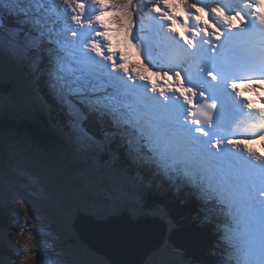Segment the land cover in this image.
Masks as SVG:
<instances>
[{
	"label": "snow or ice",
	"instance_id": "1",
	"mask_svg": "<svg viewBox=\"0 0 264 264\" xmlns=\"http://www.w3.org/2000/svg\"><path fill=\"white\" fill-rule=\"evenodd\" d=\"M145 17L150 44L137 35ZM238 40L251 45L243 54ZM0 53L46 78L51 102L67 109L64 134L86 189L103 187L138 218L172 231L157 195L167 185L194 202L196 218L210 227L216 264H264V155L233 130L245 112L264 129V107L239 87L251 79L254 91L256 78L264 79V0H0ZM5 103L24 100L0 97ZM27 152L26 142L0 134V196L22 205L17 179L38 184L20 166ZM28 226L36 264H89L71 236L46 244L34 220ZM158 255L159 264H208L167 242Z\"/></svg>",
	"mask_w": 264,
	"mask_h": 264
},
{
	"label": "rangeland",
	"instance_id": "2",
	"mask_svg": "<svg viewBox=\"0 0 264 264\" xmlns=\"http://www.w3.org/2000/svg\"><path fill=\"white\" fill-rule=\"evenodd\" d=\"M143 29V31L137 29V35L141 39L152 41L151 21L147 17L143 19ZM156 54H160L158 49ZM133 61L135 63L139 62L134 59ZM21 67L23 70L27 69L26 66L11 56L0 53V97L6 98L7 101L16 100L17 98L24 100L23 105L5 103L3 107H0V118H7V116L21 118L27 113L32 115L39 109L38 104L34 102L35 94L31 91L34 78L29 82V86H22L18 83L17 76H19ZM7 72L10 76L9 79L13 80L12 90L1 87L3 80L7 77ZM59 108L63 110L62 107ZM0 134L5 136L12 135L26 142L28 152L20 159V166L30 171L33 176L39 177L37 179L38 184L30 183L26 178L20 177L17 179L18 182L13 185V191L25 198L27 201L26 205H22L18 198L12 199L10 194L0 196V205L9 212V220L12 226L10 228L11 232L8 233L7 237L10 241L8 246L13 250L12 254L8 256L0 249V260L4 261V264H9V261L11 264H36V257L28 251V249L33 247L31 242L33 231L28 225L32 224L34 220L35 232L40 234L42 242L47 244V242L52 241L53 237L63 242L71 236L75 249L88 253L89 264H111L105 257L93 254L77 238L75 232L69 230L65 224L72 221L84 199H99L102 200L104 205L111 207L110 198L102 197L104 194L110 195L107 189L102 187L89 190L84 187V178L80 175L82 171L81 161L73 153L71 144L68 143L66 137L61 135L62 143L56 145L47 144V148H45L36 139L15 130H1ZM3 166H6L5 161L0 160V167ZM61 172L67 173V176L62 180H57L56 177ZM45 191L49 194L57 193L59 200L57 198H46L43 194ZM110 197L113 198L111 195ZM115 200L116 202H113L112 207L116 204V208L119 210L130 206L124 200L118 198H115ZM94 204L97 205L96 203ZM69 208L71 211H69ZM111 211L112 209L104 208L100 205L98 213L103 214ZM42 217L46 219L42 220ZM25 221L28 223L26 224ZM44 222H47V224L43 226L42 223L44 224ZM18 229H23V231H17ZM2 231L3 229L0 230V242L3 237H1ZM17 248L19 249L18 256L13 254ZM159 248L154 252H157ZM20 254L22 257H20ZM159 262L160 258L157 256L152 264H159Z\"/></svg>",
	"mask_w": 264,
	"mask_h": 264
},
{
	"label": "bare ground",
	"instance_id": "3",
	"mask_svg": "<svg viewBox=\"0 0 264 264\" xmlns=\"http://www.w3.org/2000/svg\"><path fill=\"white\" fill-rule=\"evenodd\" d=\"M159 56L163 57L165 55H167L166 52L162 51L161 49L159 50ZM3 59V58H1ZM135 60V58H133ZM139 64V62L137 63ZM11 69V68H10ZM9 79L10 76L8 75V72H7V77L6 79ZM18 78V83L22 86H29V82L31 80H33L34 77L30 76L29 75V72H28V69H25L23 70V68L21 67L20 70H19V76H17ZM4 79V80H6ZM11 82L13 80L9 79ZM17 83V82H16ZM3 86H5V82H2L1 84V87L4 88ZM31 91L32 93L35 94V100L34 102L36 104H38L39 106V109L37 112L33 113L31 115V117L33 116L34 119L38 120V117L40 116H43L44 114H47L48 112L46 111L45 109V106H50L52 104L51 102V98H50V94H49V87L46 83V78H34V82H33V85L31 86ZM250 99V101H252L253 103H256L257 105V108H260V107H263L264 105L261 104V100L257 99L256 97H251V95H247ZM263 102V101H262ZM57 110H58V113L60 114H56L54 116H56L58 118V120H60L62 122V125H60V129H55L54 127L52 128V123L49 121H47V117H44L46 119V121L44 120L43 122H46L47 124L43 127V130H47V128L49 129V134L48 135H52V131L53 129L55 130V135L56 137L59 139V141L56 143H62V139H61V135H64V125L66 123V120H67V117H63V114L67 113V109L60 106V105H57ZM59 107H62L63 110H61ZM28 114V113H27ZM26 115V114H25ZM25 115H23L22 117H24ZM255 115V114H253ZM67 116V115H66ZM8 117V116H7ZM21 117V118H22ZM2 118V117H1ZM3 118H6V117H3ZM18 118V117H16ZM19 119V118H18ZM43 120V119H42ZM58 120H56V122H58ZM55 122V124H56ZM257 123V121H254L248 114L247 112L243 113V114H240L238 115L234 122H233V130L238 132V133H243L245 134L243 136V140H244V144H246L249 148H252L254 149L255 151H257L260 155H264V129H260L258 127H252L253 124ZM11 130V129H10ZM62 133V134H61ZM252 137H255V138H252ZM49 144H52V145H55L53 142L49 143ZM72 147V146H71ZM34 177H36L37 179H39L38 176L34 175ZM18 182V180L16 181V183ZM15 183V184H16ZM45 189V188H44ZM43 189V190H44ZM174 192L171 191L170 189H168L166 191L165 196L166 195H172ZM109 197L110 198V201H111V207L110 206H106L103 204L102 200H99V199H84L82 200V203H81V206H80V209L76 211V215L73 216L72 218V221L70 222H66L65 224L67 225L68 229L69 230H73L77 236V238L82 242L84 243L92 252L93 254L95 253L96 255H99V256H103L105 257L108 261L109 259L103 255V250L100 246V243L101 241H99V236H98V233L96 232L99 231V232H103L104 230L103 229H99L98 227L99 226H102V227H106L108 226L107 223H105L106 221H104V219H108L109 217H118L124 213H127L128 216L134 221V220H137L138 217L135 216L133 213L130 214L129 212H132L131 211V206H128L126 209H123V210H119L117 209L116 207V204L114 207H112V204L113 202H116L115 198H111L109 194H104L102 197ZM1 199V198H0ZM58 199V198H57ZM59 200V199H58ZM94 201V202H93ZM100 204L101 207H104V208H110L112 209L111 212H105L103 214H100L98 213V210L100 207H97L95 206V204ZM126 203V202H125ZM195 204V203H194ZM87 206V207H86ZM74 211V210H73ZM0 213L2 214V216L4 217L5 219V224L2 223V225H0V230L3 229V231L1 232V237L4 238L2 239L1 238V242H0V249L3 251V253L7 254L8 256L12 254L13 250L8 246L10 243V241L8 240V233L11 232V223H10V220H9V212L8 210L4 209L1 205H0ZM110 214H114L115 216H111ZM88 216V220L90 222V220H92V223H94V225L92 226L93 228H95L94 230H92L90 232V237L91 238H94V239H97L98 241H95L91 238H88V239H84V240H81L78 232L76 231L75 227H74V224L75 222L77 223L76 219L78 216ZM94 217L93 219H91V217ZM97 216H99V218H96ZM42 220H45L46 218L45 217H42L41 218ZM143 219V218H142ZM7 220V221H6ZM152 220H155V219H152ZM155 221H159V220H155ZM222 221V222H220ZM219 221V223L221 224V227L224 226V221L223 219L221 218V220ZM160 224L163 226L164 228V231L161 233V235L163 236L164 240H163V245L167 242V238H168V235L171 234L172 232H170L169 230V226L162 222V221H159ZM47 222H44V224L42 223V225H46ZM64 224V223H63ZM156 238V237H155ZM214 237L211 235V229H209V242L212 243ZM107 240V239H106ZM9 241V242H8ZM94 245H98V251L101 252H95L94 250L91 249V246H94ZM162 245V244H161ZM161 245H158L155 249H153L147 256L146 258L144 259V261L142 262V264H149V263H153V260L159 256L158 253L159 251L161 250L162 246ZM155 246V243L154 242H151V244H149L148 247H146V249L150 250L152 249L153 247ZM161 246V247H160ZM160 247V248H159ZM157 248H159L157 250V252H154ZM223 252V259L227 260L228 259V254H227V251L226 250H222ZM7 255H5V257H7ZM201 255L202 257L208 262V260H210V257H207L204 252L202 251L201 252ZM18 256V255H16ZM209 256V255H208ZM221 259V256L218 255ZM20 257H22V255L20 254ZM19 257V258H20ZM111 264H114L112 263L111 261H109ZM217 261L213 260L212 263L216 264ZM233 264H234V261H233Z\"/></svg>",
	"mask_w": 264,
	"mask_h": 264
},
{
	"label": "trees",
	"instance_id": "4",
	"mask_svg": "<svg viewBox=\"0 0 264 264\" xmlns=\"http://www.w3.org/2000/svg\"><path fill=\"white\" fill-rule=\"evenodd\" d=\"M3 82H5V86H3L5 89H13L12 82L8 78L3 80ZM57 107V104L53 103L50 106H45V109L48 113L41 117L39 116L38 120L34 119L33 116L31 117L30 114H26L24 117L19 119L16 118L17 116L0 118V131L11 129L26 134L28 137L39 141V144L45 148H47L46 145L51 142L56 145L59 139L55 135V130L53 129L52 135H48L49 129L47 128V130H43V127L47 123L43 121H46L44 117H47V121L52 123V128L54 127L55 129H60L62 122L58 120L56 116H54L56 114H60L58 113ZM66 115L67 113L63 114V117H67ZM56 120H58V122H56ZM167 190V185H165L157 194L158 198L167 204L172 220L176 224L175 230L170 231L172 233L168 235L167 243L183 247L189 252V254L201 258H203L201 255V252L203 251L207 257H210L208 264H214L212 261H218L220 257L218 255L208 256V249L212 245V243L209 242L210 227L207 225H202L196 218V205L194 202L187 199L183 192L179 194L173 193L170 196H165L164 193H166ZM95 206L100 207V204ZM129 213L132 214V212ZM110 215L115 216L114 214ZM96 218H99V216ZM2 223L5 224V219L0 213V225H2Z\"/></svg>",
	"mask_w": 264,
	"mask_h": 264
},
{
	"label": "water",
	"instance_id": "5",
	"mask_svg": "<svg viewBox=\"0 0 264 264\" xmlns=\"http://www.w3.org/2000/svg\"><path fill=\"white\" fill-rule=\"evenodd\" d=\"M76 221L74 227L81 240L91 238L90 232L95 229L92 227L94 225L92 220L89 222L88 216L80 215ZM104 221L108 226L98 227L104 231L95 230L101 241L102 254L114 264H142L146 256L164 240L161 235L164 231L163 226L159 221L150 218H138L133 221L127 213H124L118 217H109ZM151 242H154L155 246L147 250L146 247ZM91 249L99 252L98 245L91 246Z\"/></svg>",
	"mask_w": 264,
	"mask_h": 264
}]
</instances>
